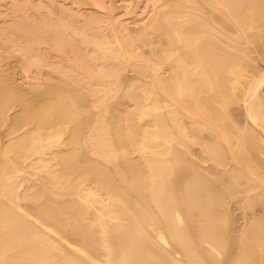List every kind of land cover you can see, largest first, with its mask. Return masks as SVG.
I'll use <instances>...</instances> for the list:
<instances>
[{"label": "bare ground", "instance_id": "obj_1", "mask_svg": "<svg viewBox=\"0 0 264 264\" xmlns=\"http://www.w3.org/2000/svg\"><path fill=\"white\" fill-rule=\"evenodd\" d=\"M102 1L110 34L84 17L91 56L38 82L29 54L53 31L13 19L27 50L0 53V264H264V0H151L136 27Z\"/></svg>", "mask_w": 264, "mask_h": 264}, {"label": "rangeland", "instance_id": "obj_2", "mask_svg": "<svg viewBox=\"0 0 264 264\" xmlns=\"http://www.w3.org/2000/svg\"><path fill=\"white\" fill-rule=\"evenodd\" d=\"M71 1H73V0H50V1L49 0H46V1L45 0H25L24 1L23 0V2H21L22 4H20L19 3L20 0H13L14 3L12 2V0H10V1L9 0H0V53H6L7 55H9L11 57L12 64H14V65L20 64L21 60L23 59V56H24V51L27 50L26 49L27 44H25V41H26L25 34L22 33L21 29L17 28V24L18 23L15 24V21H14L15 19L19 18L18 20H16V22L19 21V24H21L23 26L22 29L27 27L29 23H33L34 22V23H41V24L44 23L45 24L44 27L45 28L48 27L47 28L48 31L46 30V33H47L48 36H49L48 33L53 31L52 33H50L51 34L50 35L51 39H50L49 42H47L48 41L47 40L46 43L43 42L42 45H41V43H40V45L39 44L33 45V46H35V51L31 52V54H29L30 64H31L29 74H30V77H31V79H30L31 82H38V81H40V79H39L40 76L47 75L49 73L50 74L53 73L52 75L54 77H59L60 76V72L63 71L62 68L66 69V67L70 66V64H67V63H69V59H71V60L73 58L76 59L80 55H81L80 58H83V56L86 58V56L89 57L90 53L92 52L91 48H90L91 52L89 51V47H91V46L84 44L82 42L83 39H81V38H83V36L85 37L86 35H90L88 33L91 32L90 29H87V25L88 24L85 23L83 18L84 17L86 19L88 17L90 18V15H93L94 18L96 16V18H97L98 12L102 13V12H105V11L102 9V7L99 8L98 5H96V7L98 9L97 8L95 9V7H94L95 3L92 2L93 3L92 4L91 0H88V2H87V0H77L78 2L77 1L71 2ZM100 1H102V0H100ZM104 1L107 3V5L105 4L106 5L105 7H107V6L110 7V5L113 6V7L112 6L110 7L111 9L113 8L112 9L113 14H112V12L110 13L112 15V18L114 16L115 17L117 16L116 18L119 17L118 20L115 17L113 18L114 20L116 19L115 23H117V26H118V24H121V23H122L121 25H125V24L127 25V24L130 23L131 26H133L134 24H135L134 25L135 27H136V24L138 26L137 22L141 21V19H143V18L144 19L147 18L148 15L151 14V10H152L151 7H153L151 2H150L151 0H133V1L132 0H103L102 2L105 3ZM129 1L132 2L131 3L132 4L131 7H130V2ZM89 2L92 5L89 4ZM12 4L13 5L14 4H18L19 7H20V5H22L23 7L21 6L22 7L21 9L24 10V11L20 10V8L17 7L18 9L16 10L17 11L16 12L14 7L13 6L11 7ZM8 5H9V7H8ZM128 5H129V7H128ZM128 8H131V9H128ZM12 9L14 11H12ZM18 10L20 12L21 11L22 12L20 13ZM64 10L65 11L69 10L68 12H70L72 14H78V17L80 16L79 20L76 23L75 22L73 23L71 21V19H70L68 14H63L65 12ZM11 11H12V13H11ZM148 11H149V14H148ZM94 13H96L97 15L94 14ZM17 14H18V16H17ZM102 14H105V13H102ZM102 14H101V17H100V15L98 16L99 19L102 21V25L105 24V26H102L103 27L102 29L105 30L109 26H110L109 28H111V24L109 22H107V24H106L105 23V19H102V18H104ZM21 15H24L22 18L26 17L28 22L25 21V19L22 20V18L20 17ZM93 16H91V18ZM119 19H121V20H119ZM12 21H14V22H12ZM11 24L13 26H15L14 28L12 26V28L13 29L16 28L17 30L11 29ZM114 25H116V24H114ZM59 28H61V29H59ZM64 28H66V29H64ZM84 28L87 30V32H88V30H90V32H88V33L85 32L84 33V31H85ZM109 28L106 29L105 31L104 30H102V31H104V33L107 34L110 31ZM131 28H133V27H131ZM49 30H50V32H49ZM56 30H58V31H56ZM79 30H81V31H79ZM128 30H130V29H128ZM9 31H10V35H9ZM11 31H13L12 32L13 35L15 33V37L16 38L11 36V34H12ZM53 34H55V35H53ZM8 37H10V38H8ZM12 39L15 40V41H13ZM7 41L9 42V44H8ZM6 42H7V44H6ZM10 42H12V45H11ZM68 43H70L71 45L68 44ZM14 44H15L16 47L14 46ZM75 45L79 46V48L76 47ZM69 46H73V48L75 47V50L72 51V47H69ZM77 48L80 49V51ZM39 49H40V51L38 52ZM68 51H70V52H68ZM41 52H42V54H41ZM76 52H77V55H79L78 57L75 55ZM78 52H79V54H78ZM40 54L42 56H40ZM44 54H45L46 57L44 56ZM65 56L66 57L69 56L70 58H65ZM75 56H76V58H75ZM88 57L86 59H88ZM44 58H46V59H44ZM71 62H73V60ZM259 63H261V64H258V66H260L261 69H262V67H264V62L261 61ZM59 65H60L61 71H58V73H56L57 70H60ZM62 65H64V67ZM67 65H69V66H67ZM56 68H57V70H56ZM134 74H135V72H133V73L131 72L130 76H132V75L134 76ZM18 75H20V76H18ZM18 75H17L19 77L18 82L21 83V84L23 83L24 86L28 87L29 84L27 83V81L24 78L23 74H18ZM165 75H167V74L166 73L163 74V76H165ZM240 109H242V108H240ZM196 147H197V149L195 148L196 151L194 150L196 155L194 154L192 156V158H193V160L195 158L196 162L197 161L201 162V158H202L201 157V153H200V150L198 149V146H196ZM196 169L199 170V165H198V167ZM196 172H198V171H196ZM25 188H26L25 185L22 186L20 188V192L22 193L24 191L23 189H25ZM226 201H227L228 207L230 209V218H234V217H235V219L238 218L236 223L237 222H239V223H237V224L235 223L234 226L235 227L237 225L238 226H242L240 223H242L243 219L240 216V215H242L241 211H240V209H238L239 204L234 199H230V198H227ZM239 218L242 219V221Z\"/></svg>", "mask_w": 264, "mask_h": 264}]
</instances>
